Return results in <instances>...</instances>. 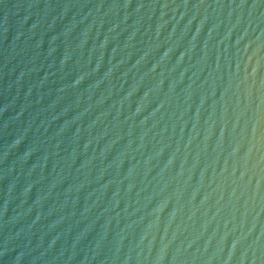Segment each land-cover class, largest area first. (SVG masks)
<instances>
[{
	"label": "water",
	"instance_id": "obj_1",
	"mask_svg": "<svg viewBox=\"0 0 264 264\" xmlns=\"http://www.w3.org/2000/svg\"><path fill=\"white\" fill-rule=\"evenodd\" d=\"M0 264H264V0H0Z\"/></svg>",
	"mask_w": 264,
	"mask_h": 264
}]
</instances>
